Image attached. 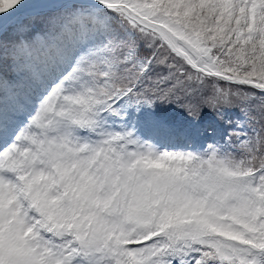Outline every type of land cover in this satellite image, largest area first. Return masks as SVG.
<instances>
[{
  "label": "snow or ice",
  "instance_id": "1",
  "mask_svg": "<svg viewBox=\"0 0 264 264\" xmlns=\"http://www.w3.org/2000/svg\"><path fill=\"white\" fill-rule=\"evenodd\" d=\"M0 264H264V0H0Z\"/></svg>",
  "mask_w": 264,
  "mask_h": 264
}]
</instances>
